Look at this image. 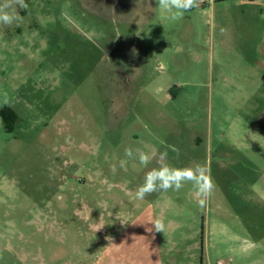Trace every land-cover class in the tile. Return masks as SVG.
Returning <instances> with one entry per match:
<instances>
[{
  "label": "rangeland",
  "instance_id": "rangeland-1",
  "mask_svg": "<svg viewBox=\"0 0 264 264\" xmlns=\"http://www.w3.org/2000/svg\"><path fill=\"white\" fill-rule=\"evenodd\" d=\"M25 3L0 24V264H264V0ZM129 147L204 166L206 207L135 199L158 164L120 169Z\"/></svg>",
  "mask_w": 264,
  "mask_h": 264
},
{
  "label": "clouds",
  "instance_id": "clouds-1",
  "mask_svg": "<svg viewBox=\"0 0 264 264\" xmlns=\"http://www.w3.org/2000/svg\"><path fill=\"white\" fill-rule=\"evenodd\" d=\"M202 2L203 0H156V4L164 18L171 21L181 20L185 13L192 11L194 8H198ZM17 6L22 9L28 8L25 0H3V2H0V24L10 25L13 22L22 20V17L15 10ZM222 31L224 30L222 29ZM172 150L179 155L178 149L173 148ZM124 156L126 159L119 161V167L124 171H127L129 159L138 158L139 163L145 167L152 160H156L158 164V167H153L146 172L143 183L137 188L134 194L137 200H143L147 195L157 192H168L169 190L179 192L186 184H190L194 191L197 205L203 209L214 193V182L204 166H172L167 162V150L162 152L157 150L145 152L137 149L134 155L133 149L129 147L125 148ZM120 221L122 224L129 223L124 220ZM149 223L152 225L151 228L147 229L149 232L154 230L155 232L164 233L166 230V223L163 218L157 217ZM106 239L111 244L112 238L107 237Z\"/></svg>",
  "mask_w": 264,
  "mask_h": 264
}]
</instances>
